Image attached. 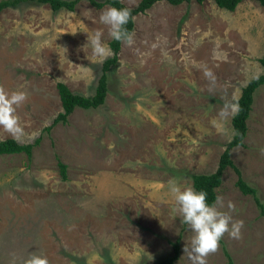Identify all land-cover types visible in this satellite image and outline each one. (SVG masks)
Here are the masks:
<instances>
[{"label":"rangeland","instance_id":"1","mask_svg":"<svg viewBox=\"0 0 264 264\" xmlns=\"http://www.w3.org/2000/svg\"><path fill=\"white\" fill-rule=\"evenodd\" d=\"M108 7L81 0L74 10L53 11L26 2L0 11V85L28 93L17 109L22 131L0 127V140L39 137L30 157L0 155V264H23L32 253L49 264H152L171 253L179 233L175 264H191L184 249L193 233L169 182L192 186V174L216 169L233 135L226 105L237 104L241 88L264 73V6L243 0L229 11L213 0H163L137 13L134 42H121L104 102L75 107L66 122L43 130L62 109L57 82L83 95L94 91L102 62L88 36L102 31L108 45L99 20ZM246 123L231 159L264 205V82ZM236 179L227 167L216 197L223 211L235 205L242 238L226 234L207 264H264V215Z\"/></svg>","mask_w":264,"mask_h":264},{"label":"trees","instance_id":"2","mask_svg":"<svg viewBox=\"0 0 264 264\" xmlns=\"http://www.w3.org/2000/svg\"><path fill=\"white\" fill-rule=\"evenodd\" d=\"M81 0H0V11L9 7H15L21 3H36V4H47L51 10L58 11L62 8L67 10H74L76 4ZM92 6L101 8L108 4L111 7L118 9L128 8L131 11V18L125 28L129 33L134 28L133 17L139 12H145L148 8L153 6L155 3L163 0H139L134 7L126 6L121 0H87ZM172 5H179L181 3H189L191 0H164ZM198 3H202L204 0H195ZM215 4L223 9L233 11L239 3L243 0H213ZM260 5L264 6V0H255ZM122 41L114 40L110 38L108 45L112 50V55L107 59H104L101 63L100 74L97 78L96 85L92 94L83 95L80 93L73 92L63 82L56 83V89L61 102V111L56 114L52 119L51 123L44 127L43 130L49 131L58 122H66L69 114L74 110L75 107H81L84 109L96 108L101 105L105 96L108 92V73L117 64L118 53ZM259 62L264 67V52L259 59ZM264 82V73L258 75L255 78H251L242 88L238 97L237 103L239 105V111L233 114L231 118V125L233 128V135L230 140L225 143V147L221 152L216 169L213 172L204 174L197 173L191 175L192 187L196 191H205L208 194V203L214 204L216 200V188L219 187L222 181V175L227 167L233 168L237 174L235 184L237 188L243 194H250L257 207L259 208L260 214L264 215V205L260 201L257 195L256 189L248 184L241 176L239 168L234 165L231 159V149L243 145V140L247 133L246 120L251 110L253 102V94L255 90ZM39 142V137L35 138L33 142L20 143L13 138H5L0 140V155L11 154V153H25L27 157H30L32 147ZM59 173L63 180L66 179V165L58 161ZM180 240L181 233L173 240L170 241L171 253L162 258L157 259L152 264H175L180 254ZM146 264V263H145ZM227 264H233L231 258H228Z\"/></svg>","mask_w":264,"mask_h":264},{"label":"clouds","instance_id":"3","mask_svg":"<svg viewBox=\"0 0 264 264\" xmlns=\"http://www.w3.org/2000/svg\"><path fill=\"white\" fill-rule=\"evenodd\" d=\"M131 18L128 8L118 9L108 7L100 17V23L108 27L109 35L117 41H123L132 45L133 34L125 28ZM102 31H96L88 36V43L93 49V56L100 62L112 55L111 48L102 42ZM28 99V93L23 90L9 92L0 85V127L15 135L22 131V124L17 109ZM233 114L238 113L239 105H226ZM223 112V110H222ZM170 194L178 206L177 211L193 233L190 246L185 247L191 264H207V258L217 253L220 249V241L227 234L229 238L239 240L242 238L244 222L234 220L231 213L235 205L229 201L228 211H223L222 197L217 196L214 204L208 203V194L205 191H196L192 186L182 187L175 181H170ZM23 264H49L46 256L32 253L23 261Z\"/></svg>","mask_w":264,"mask_h":264},{"label":"crops","instance_id":"4","mask_svg":"<svg viewBox=\"0 0 264 264\" xmlns=\"http://www.w3.org/2000/svg\"><path fill=\"white\" fill-rule=\"evenodd\" d=\"M92 93H93V92H92ZM92 93H91V94H92ZM108 181H109V180H108ZM112 183H113V181H110V185H104V187H106L108 190H110L111 188H113V187H112V185H113Z\"/></svg>","mask_w":264,"mask_h":264}]
</instances>
